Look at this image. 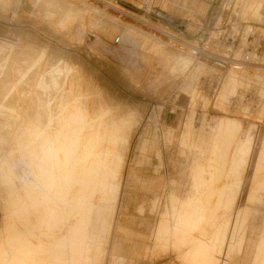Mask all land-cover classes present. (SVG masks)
<instances>
[{
  "label": "rangeland",
  "instance_id": "1",
  "mask_svg": "<svg viewBox=\"0 0 264 264\" xmlns=\"http://www.w3.org/2000/svg\"><path fill=\"white\" fill-rule=\"evenodd\" d=\"M255 1L0 0V254L11 257L5 258L9 264H32L47 256V261L38 264H183L181 259L191 256L214 258L215 264L225 263L226 259L233 260V264H264L263 251L261 254L257 248L258 243L264 245V4ZM183 43L194 49L195 58L181 55ZM246 55L251 56L249 61ZM235 66H243L248 72L235 70ZM102 127L107 130L104 132ZM88 133L92 136L87 137ZM69 135L76 139L70 142L65 138ZM53 138L55 142L57 138L56 144ZM89 139L96 140L94 145H89ZM88 145L94 148L90 150ZM128 146L129 152L124 149ZM84 147L90 151L84 152ZM71 150L78 152L74 156ZM56 155L60 163L55 161ZM62 160L68 162L66 167ZM77 165L80 169L83 166L82 174L76 170ZM134 168L142 182L158 178L157 173L165 186L172 180L187 182V192L196 197L193 204L199 199L196 204L209 206L208 210L199 208L198 216L185 217L178 211L175 196L164 198V206L156 201L154 208L159 213L147 214L146 223L157 228L152 240L158 243V232L167 248L151 241L150 227H141L137 232L143 257L136 263L126 261L118 245L119 221L126 215L136 216L134 209L139 204H128L129 190L139 193L136 198L140 201L152 198L139 184L136 188L129 186V178L135 177ZM172 184L176 187V182ZM174 187L168 193H177ZM25 188L32 193L29 197L34 192L35 197L29 198ZM57 190L63 191L61 195ZM41 191V199L45 193L51 200L44 194L46 200H40ZM68 194L75 204H71L73 198ZM206 197L210 201L204 202ZM30 202L34 206L29 207ZM57 203L60 205L55 209ZM128 207L129 213L123 214ZM48 208L51 216L58 211L61 214L58 218L53 215L54 223ZM67 208H73L70 212L74 214ZM36 216L40 226L42 220L48 218L47 225L51 220L47 230H53L52 239L45 229L46 221L42 225L45 228H40ZM70 220L74 221L72 226ZM80 223L86 224V229ZM29 225L37 228V233ZM69 226L77 228L71 231L76 235L71 234ZM54 227L60 229V236ZM25 230L33 236L28 233L26 238ZM34 239L43 243L39 252ZM50 240L56 246L62 245L57 248ZM16 245H33L26 248L27 253L32 249L31 256H20L25 251L20 246L15 250L20 252L16 257L19 261H15ZM58 249L61 253L65 249V253L57 251L51 256ZM44 254L47 256L42 257ZM4 258L1 260L8 264Z\"/></svg>",
  "mask_w": 264,
  "mask_h": 264
},
{
  "label": "crops",
  "instance_id": "2",
  "mask_svg": "<svg viewBox=\"0 0 264 264\" xmlns=\"http://www.w3.org/2000/svg\"><path fill=\"white\" fill-rule=\"evenodd\" d=\"M262 4H264V0H260ZM225 121V120H224ZM158 169H155V172ZM134 172H135V177L133 178H129L130 179V183L129 186L131 188L133 187H138L140 189H142V191L150 194L152 196L151 199H147V200H143L140 201L139 198H136L138 196V194H135L134 191H131V189L129 190L130 192V199L128 204H130L131 206H134V204L139 203L135 209L134 212L136 214V216H134L133 218H130L129 215L123 216L124 218L121 219V221H119V229H120V236H119V242L118 245L120 247V250L122 251L121 255H123L124 259L126 261L132 259V263H136L138 262L142 257H143V250H142V243H141V237L138 236V229L141 227L146 226L150 227L151 233H150V239L151 241L155 242L153 239V233L155 232V228L152 229L151 226H149V224L146 223V215L147 214H156L159 213L158 209L155 212V208H154V203H156V201H159L161 203L162 206H164V201L166 197H171L173 198V196H175L174 199H176L175 201H177L179 206V212H182V214H184L183 216L185 217H193L194 215H199L197 213L198 209L201 208L203 210L207 209L208 207L207 205H199L196 204V202L200 201L199 199L196 200V202L193 204L195 195L194 193H189L188 191V183H183L181 182H177L176 180H172L170 181V184L166 185L164 184V180L162 179L160 175V173H157L158 178L156 179H152L151 181H147V182H142L141 179L139 178V175L137 174L135 168H134ZM186 177H188V172L186 173ZM173 182H176V187L173 186ZM139 184V185H138ZM138 185V186H137ZM172 187H174L177 191V193L175 194H171L168 193V191H170L172 189ZM164 192V193H163ZM134 196V197H133ZM207 198V199H206ZM205 199H203L204 202L210 201V199H208L209 197H206ZM144 208V209H143ZM182 210V211H180ZM128 211V212H127ZM126 212H122L123 214H128L129 213V207L127 208ZM163 211L161 212L160 210V214H163ZM121 213V214H122ZM263 219H264V215H263ZM156 226H159L158 223L156 224ZM264 228V227H263ZM157 231V228H156ZM157 233V234H156ZM155 233V237L156 240L158 241V243H156V245H160L166 247L164 244V241L161 238V235L158 236V232ZM167 241V239H166ZM253 241V240H251ZM257 240L255 242V246L254 248H256L257 245ZM130 244V245H129ZM260 244V246H258L257 248H259V250H261V254L263 251V255L262 257H264V245H262V243H258V245ZM167 248V247H166ZM193 248V247H192ZM145 258V257H144ZM183 264H215V259H210V258H203V259H199V258H193V256L185 258V259H181ZM230 261V262H229ZM233 264V260H228L226 259L225 263L222 264Z\"/></svg>",
  "mask_w": 264,
  "mask_h": 264
},
{
  "label": "bare ground",
  "instance_id": "3",
  "mask_svg": "<svg viewBox=\"0 0 264 264\" xmlns=\"http://www.w3.org/2000/svg\"><path fill=\"white\" fill-rule=\"evenodd\" d=\"M254 1H255V0H254ZM228 2H229V1H228ZM253 4L256 5V1H255V3L253 2ZM254 7H256V6H254ZM182 46H183V47H180V49H179V50H180V53H181L182 56L187 57V56H190V55H188V54H191V57H192V58H195V54H193V52H195L194 49H189V47H188L189 45H188L187 43H183ZM184 62H185V60H184ZM234 68H235V70H240V71H242V72H248L243 66H235ZM257 72H258V71H257ZM260 73H261V72H260ZM64 116H65V115H64ZM117 117L119 118V116H117ZM117 117H116V119H118ZM121 117H122V115H121ZM72 118H75V117H72ZM95 118H96V116H95ZM122 118H123V117H122ZM66 119H68V117H67ZM100 119H101V118H100ZM63 120L65 121V119H62L61 121H63ZM70 120H72V119H70ZM119 120H120V119H119ZM119 120H118V121H119ZM219 120H220V119H219ZM219 120H218V121H219ZM72 121H73V120H72ZM39 122H40V121H39ZM66 122H68V121H65L64 123L67 124ZM101 122H102V121H101ZM104 122H105V121H104ZM64 123H63V124H64ZM76 123H77V122H76ZM106 123H107V122H106ZM114 123H115V122H114ZM121 123H122V122H121ZM60 124H61V123H60ZM65 124H64V125H65ZM68 124H72V123H69V122H68ZM95 124H96V123H95ZM95 124H94V125H95ZM102 124H103V123H102ZM112 124H113V123H112ZM61 125H62V124H61ZM61 125H60V127H61ZM64 125H62V126H64ZM73 125H74V121H73ZM91 125H92V124H91ZM97 125H98V124H96L95 126H97ZM106 125H107V124H106ZM66 126H67V125H66ZM68 126H69V125H68ZM68 126H67V127H68ZM112 126H113V125H112ZM58 127H59V124H58ZM58 127H57V129H58ZM60 127H59V128H60ZM76 127L79 128V126H76ZM119 127H120V126H119ZM64 128H65V126H64ZM70 128H71V127H70ZM81 128H82V127H81ZM89 128H90V126H89ZM93 128H95V127H93ZM102 128H103V131H104V132L107 130V129L105 130L104 127H102ZM38 129H39V128H38ZM38 129H37V130H38ZM61 129H62V128H61ZM71 129H72V128H71ZM71 129H70V130H71ZM75 129H76V128H75ZM39 130H40V129H39ZM88 130H89V129H88ZM93 130L95 131V129H93ZM58 131H60V130H58ZM58 131H57V133H58ZM79 131H80V130H79ZM83 131H84V130H83ZM55 132H56V131H54V133H55ZM62 132H63V130H62ZM43 133H44V132H43ZM50 133H51V132H50ZM57 133H56V134H57ZM59 133H61V132H59ZM66 133H67V132H66ZM73 133H74V132H72V134H73ZM75 133H78V131L75 130ZM75 133H74V134H75ZM90 133H91V129H90ZM95 133H96V132H95ZM46 134H47V133H46ZM74 134H73V135H74ZM79 134H80V133H78V135H79ZM82 134H84V133H82ZM91 134H92V133H91ZM44 135H45V134H44ZM47 135H48V134H47ZM52 135L54 136V134H52ZM58 135L61 136V134H58ZM58 135H57V136H58ZM64 135H65V133H64ZM64 135H63V136H64ZM76 135H77V134H76ZM76 135H74V136L77 137V138H80V137H78V136H76ZM38 136H39V135H38ZM41 136H43V135H41ZM45 136H46V135H45ZM50 136H51V135H50ZM53 136H52V137H53ZM55 136H56V135H55ZM60 136H58V138H59ZM66 136H67V134H66ZM66 136H65V138H66V139L69 138V139H70V142H71V140H73V139L70 138L71 135H69V137H66ZM80 136H81V134H80ZM88 136H89V133L87 134V137H88ZM90 136H92V135H90ZM90 136H89V137H90ZM112 136H114V135H112ZM72 137H73V136H72ZM81 137H82V136H81ZM87 137H86V139H87ZM41 138H42V137H41ZM41 138H40V139H41ZM44 138H45V137H44ZM46 138H47V137H46ZM48 138H51V137L48 136ZM54 138H55V137H54ZM54 138H53V141H54ZM60 138L62 139V137H60ZM65 138H63V139H65ZM94 138H95V137H94ZM101 138H102V137H101ZM66 139H65V142L67 143L68 140L66 141ZM75 139H76V138H75ZM75 139H74V140H75ZM103 139H104V138H103ZM34 140H35V139H34ZM74 140H73V141H74ZM77 140H80V139H77ZM89 140H90V139H89ZM37 141H38V140H37ZM41 141H42V140H41ZM59 141H61V140H59ZM95 141H96V140H95ZM95 141H92V142H93V145H94ZM39 142H40V141H39ZM51 142H52V138H51ZM54 142H55V141H54ZM56 142H58V141H57V138H56ZM56 142H55L54 144H56ZM84 142H85V141H84ZM89 142H91V140H90ZM92 142H91L90 144H89V143H88V144L91 145ZM98 142H99V141H98ZM102 142H103V141H102ZM66 143H65V144H66ZM77 143H78V142H77ZM80 143H81V142H80ZM99 143H101V141H100ZM39 144H40V143H39ZM43 144H45V143H43ZM43 144H42V146H43ZM48 144H49V143H48ZM59 144H60V143H59ZM74 144H75V143H74ZM36 145L38 146V144H36ZM60 145H61V144H60ZM70 145H72V144H70ZM70 145H69V146H70ZM77 145H78V144H77ZM77 145H76V147L74 146V147L76 148V150H77L78 146H80L81 144L78 145V146H77ZM89 145H88V146H89ZM93 145H92V146H93ZM101 145H102V143H101ZM92 146H89V147H90V150H91V147H92ZM97 146H99V145H97ZM103 146H104V145H103ZM34 147H35V146H34ZM46 147H47V146H46ZM48 147L51 148L50 146H48ZM57 147H59V145H58ZM61 147H63V144H62ZM64 147H65V146H64ZM89 147H88V148H89ZM105 147H108V146H105ZM35 148H36V147H35ZM52 148H54V147H52ZM70 148H72V147H70ZM80 148H81V147H80ZM84 148H85V151H84V152H89V151H90L89 149H88L89 151H88V150L86 151V148H87V147H84ZM93 148H94V146H93ZM37 149H39V148H37ZM60 149H62V148H60ZM73 149H74V148H73ZM97 149H98V148H97ZM102 149L104 150L103 147H102ZM102 149H101V146H100V150H102ZM124 149H126V150L129 152V150H128V149H129V146H128L127 148H124ZM53 150H55V149H53ZM53 150H52V151H53ZM62 150H63V149H62ZM66 150H70V149L68 148V149H66ZM76 150H75V151H76ZM80 150H81V149H80ZM82 150H83V149H82ZM43 151H44V150H43ZM45 151H46V150H45ZM49 151H50V150H49ZM64 151H65V150H64ZM71 151H72V150H71ZM73 151H74V150H73ZM73 151H72V152H73ZM75 151H74V154H73L72 152H70V153L73 154V155L75 156V154H77V152L79 151V148H78V151H77V152H75ZM94 151H97V150H94ZM94 151H93V153H94ZM34 152H35V150H34ZM53 152L55 153V151H53ZM56 152H57V151H56ZM61 152H62V151H61ZM84 152H83V156H84ZM97 152H99V150H98ZM101 152H102V151H101ZM124 152H125V150H123V153H124ZM28 153H29V152H28ZM37 153H38V151H37ZM41 153H42V152H41ZM45 153H48V151L45 152ZM54 153H53V154H54ZM68 153H69V152H68ZM68 153H66V154H64V155H68ZM105 153H106V152H105ZM109 153H112V152L110 151V152H108V154H109ZM123 153H122V154H123ZM81 154H82V153H79V155H81ZM86 154H87V153H85V156H86ZM90 154H91V153H89V155H90ZM48 155H51V153L48 154ZM57 155H58V154H57ZM57 155H56V160H55V158L52 160L53 163H54L55 161H57L58 163H60V162L57 160V157H59V156H57ZM62 155H63V154H62ZM64 155H63V157H66V156H64ZM79 155H77L78 158H79ZM93 155H94V154H93ZM98 155H99V153H98ZM127 155H128V154H127ZM127 155H126V156H127ZM29 156H30V155H29ZM39 156H40V155H39ZM42 156H43V155H42ZM45 156H46V155H45ZM54 156H55V155H54ZM85 156H84V157H85ZM33 157H34V156H33ZM51 157H52V156H51ZM51 157H49V158H51ZM61 157H62V156H61ZM61 157H60L59 159H61ZM72 157H73V156H72ZM84 157L81 156L82 159H83ZM94 157H95V155H94ZM94 157H93V159H94ZM99 157H100V156H99ZM37 158H38V157H37ZM46 158H47V157H46ZM52 158H53V157H52ZM73 158H74V157H73ZM81 158H79V159H81ZM86 158H88V157H85V159H86ZM101 158H102V157H101ZM106 158L108 159V157H105V159H106ZM63 159L66 161V160H67V157H66V159H65V158H63ZM71 159H72V158H71ZM76 159H77V158H76ZM85 159H83V160H85ZM93 159H90V160H93ZM102 159H103V158H102ZM107 159H106V161H107ZM112 159H113V158H112ZM112 159H110V160H112ZM46 160L48 161L49 159H46ZM54 160H55V161H54ZM64 160H62V161L64 162V166H65L68 162L66 163ZM74 160H75V158H74ZM83 160H82L81 162H83ZM94 160H95V159H94ZM94 160H93V162H94ZM96 160H98V159H96ZM96 160H95V162L98 163ZM37 161H38V160H37ZM47 161H46V165H47ZM60 161H61V160H60ZM71 161H73V160H71ZM79 161H80V160H79ZM87 161H88V160H87ZM108 161H109V160H108ZM108 161H107L106 163H108ZM35 162H36V161H35ZM42 162H43V161H42ZM73 162H74V161H73ZM73 162H71V163H73ZM93 162H92V163H93ZM104 162H105V160H104ZM111 162H112V161H111ZM49 163L53 164L52 162H50V160H49ZM55 163H56V162H55ZM55 163H54V164H55ZM61 163H62V162H61ZM89 163H91V162H89ZM92 163H91V164H92ZM96 163H95V164H96ZM35 164H36V163H35ZM37 164H38V163H37ZM51 164H49V165L52 166ZM62 164H63V163H62ZM76 164H77V163H76ZM84 164H87V162L84 163ZM109 164H110V163H109ZM109 164H108V165H109ZM41 165H42V163H41ZM46 165H45V166H46ZM49 165L47 166L48 169L51 168V167H49ZM55 165H56V164H55ZM57 165H58V164H57ZM60 165H61V164H60ZM73 165H75V164H73ZM73 165H72V166H73ZM82 165H83V164H82ZM35 166H36V165H35ZM67 166H68V165H67ZM83 166H84V165H83ZM83 166H81V169H80V167H78V165H77V168H78V169H76V170H79V169H80L81 172H79V173H81V174L83 173L82 171H84V170H82V167H83ZM85 166H87V165H85ZM89 166L92 167L91 165H89ZM96 166H97V165H96ZM55 167H57V166H54V168H55ZM58 167H59V169L62 168V167H60V166H58ZM65 167H66V166H65ZM65 167H64V168H65ZM90 167H89V168H90ZM39 168H40V167H39ZM39 168H38V169H39ZM70 168H71V167H70ZM85 168H86V167H85ZM87 168H88V167H87ZM95 168H96V167H94V170H95ZM41 169H42V168H41ZM45 169H46V168H45ZM45 169H44V170H45ZM83 169H84V168H83ZM35 170H36V169H35ZM44 170H43V172H44ZM51 170H52V169H51ZM51 170H50V172H51ZM61 170H62V169H61ZM61 170H60V171H61ZM66 170H67V168H66ZM66 170H65V171H66ZM69 170H72V169H69ZM74 170H75V169H73L72 171H74ZM85 170H87V169H85ZM60 171H59V172H60ZM65 171H63V172H65ZM43 172H42V175H47L48 173H49V175H53V174H50V172H47V173H45V174H43ZM57 172H58V171H57ZM57 172H56V173H57ZM108 172H109V171H108ZM108 172L106 171V173H108ZM66 173H67V172H66ZM69 173H70V171H69ZM74 173L79 174V173H77L76 171H75ZM74 173L72 172V173H70V174H74ZM54 174H55V173H54ZM58 174H59V173H58ZM64 174H65V173H64ZM64 174H63V175H64ZM76 174H75V176H76ZM86 174H87V173H86ZM40 175H41V174H40ZM79 175H80V174H79ZM83 175H85V174H83ZM59 176H60V174H59ZM65 176H66V174H65ZM65 176H64V177H65ZM71 176H72V175H70V177H71ZM106 176H107V175H106ZM43 177H44V176H43ZM43 177H42V178H43ZM53 177H55V175H54ZM73 177H74V175H73ZM78 177H79V176H78ZM78 177H77L76 179H78ZM84 177L86 178V176H84ZM102 177H103V180H105L104 175H103ZM15 178H16V177H15ZM34 178H35V177H34ZM40 178H41V177H40ZM42 178H41V179H42ZM44 178H45V177H44ZM46 178H47V177H46ZM46 178H45V179H46ZM49 178H52V176H51V177L49 176ZM58 178H60V177H58ZM71 178H72V177H71ZM71 178H70V179H71ZM89 178H90V176H89ZM93 178H94V177H93ZM99 178H100V177H99ZM73 179H74V181H75V177H74ZM10 180H11V179H10ZM34 180H35V179H34ZM54 180H55V178H53V181H54ZM106 180H107V179H106ZM11 181H12V180H11ZM42 181H43V180H42ZM3 182H4V181H3ZM8 182H9V181H8ZM36 182H37V181H36ZM43 182H44V181H43ZM47 182H48V181H47ZM49 182H51V181H49ZM92 182H93V181H92ZM102 182H104V181H102ZM105 182H106V181H105ZM26 183H28V182H26ZM44 183H45V182H44ZM51 183L54 184L55 182H51ZM79 183H80V182H79ZM9 184H10V183H9ZM33 184H35V183H33ZM38 184H39V183H38ZM41 184H42V183H41ZM41 184H40V185H41ZM47 184H48V183H47ZM53 184L50 185V186H52V188H53ZM56 184H57V182H56ZM56 184H55L54 186H56ZM59 184H60V182H59ZM75 184H76V183H75ZM75 184L73 183L72 186L75 185ZM81 184H82V183H81ZM81 184H79V185L81 186V188H83ZM104 184H105V183H104ZM104 184H103V185H104ZM12 185H14V184H12ZM12 185H11V186H12ZM27 185H28V184H27ZM27 185H25L24 187H26ZM31 185H32V183H31ZM42 185H43V184H42ZM42 185H41V186H42ZM79 185H78V186H79ZM103 185H102V186H103ZM35 186H36V185H35ZM35 186H34V187H35ZM37 186H38V185H37ZM37 186H36V188H37ZM46 186H47V185H46ZM59 186H60V185H59ZM65 186H66V185H65ZM80 186H79V188H80ZM83 186H84V189H83V191L81 190L82 193L84 192V190H86L85 187H86V186L88 187V183L86 184V186L83 184ZM89 186H91V185H89ZM8 187H9V186H8ZM32 187H33V186H32ZM100 187H101V184H100ZM12 188H13V187H12ZM42 188H44V187L42 186ZM45 188H47V187H45ZM59 188H60V187H59ZM77 188H78V187H77ZM91 188H92V187H91ZM91 188H90V189H91ZM97 188H99V187H97ZM25 189H26V190H25L26 192L24 191L25 194H26V193L28 194L29 192H27V188H25ZM47 189H48V190L51 189V188H49V185H48V188H47ZM54 189H55V188H54ZM56 189H58V188L56 187ZM71 189H72V187H71ZM71 189H70V191H71ZM75 189H76V185H75ZM75 189H73V190H75ZM11 190H12V189H11ZM11 190L9 189V192H10ZM13 190H15V189H13ZM37 190H38V189H35V188H34L33 192H34V191L38 192ZM40 190H41V189H40ZM52 190H53V189H52ZM59 190H60V189H59ZM79 190H80V189H78V192H79ZM87 190H88V189H87ZM28 191L31 192L32 190H31V189H30V190L28 189ZM57 191H58V190H57ZM70 191H69V194H70ZM75 191H76V190H75ZM97 191H98V190L96 189V192H97ZM99 191H100V189H99ZM7 192H8V191H7ZM9 192H8V193H9ZM52 192H53V191H52ZM52 192H50V193H52ZM58 192H59V191H58ZM62 192H63V191H62ZM62 192H59L60 195H61ZM73 192H74V191H73ZM73 192H72V193H73ZM94 192H95V191H94ZM96 192H95V193H96ZM10 193H13V192H10ZM14 193H15V192H14ZM34 193H35V192H34ZM34 193H33V196H30L31 198H32V197H35L36 193H35V195H34ZM41 193H42V191L40 192V200H46V199H43V194H44V195L47 197V199H48V195H46L45 193L42 194V199H41ZM54 193H55V191H54L52 194H54ZM56 193H57V192H56ZM59 193H57V194H59ZM72 193H71V195H72ZM74 193L77 194V192H74ZM82 193H81V194H82ZM92 193H93V191H92ZM95 193H93V194H95ZM23 194H24V193H23ZM27 194H26V195H27ZM29 194H30V193H29ZM29 194H28V197H29ZM31 194H32V193H31ZM31 194H30V195H31ZM69 194H68V195H69ZM81 194H79V196H81ZM83 194H84V193H83ZM85 194H87V193L85 192ZM10 195H11V196H9V197H12V194H10ZM13 195H14V194H13ZM38 195H39V192H38ZM38 195H37V196H38ZM54 195H56V194H54ZM54 195H52V196H54ZM71 195H69V196H71ZM87 195H88V194H87ZM87 195H86V196H87ZM23 196H24V195H23ZM45 196H44V197H45ZM50 196H51V194H50ZM50 196H49V197H50ZM62 196H63V194H62ZM75 196H77V198H78V195H75ZM9 197H8V198H9ZM20 197H21V196H20ZM26 197H27V196H26ZM28 197H27V201H28ZM30 197H29V198H30ZM38 197H39V196H38ZM38 197H37V198H38ZM57 197H59V195H58ZM60 197H61V196H60ZM60 197H59V198H60ZM71 197H72V196H71ZM81 197H82V196H81ZM83 197H84V195H83ZM94 197H95V196H94ZM112 197H113V196H112ZM12 198H13V197H12ZM14 198H15V196H14ZM59 198H57V200H58ZM62 198H63V197H61V199H62ZM67 198L69 199V197H67ZM72 198H73V197H72ZM99 198H100V197H99ZM33 199H34V198H33ZM38 199H39V198H38ZM38 199H37V200H38ZM49 199H50V198H49ZM49 199H48V200H49ZM52 199H53V197H52ZM75 199H76V198H75ZM78 199H79V198H78ZM9 200H10V199H9ZM37 200L35 199V202H36ZM50 200H51V199H50ZM55 200H56V198H55ZM59 200H60V199H59ZM62 200H63V199H62ZM13 201H15V199H14ZM29 201H30V200H29ZM29 201H28V202H29ZM38 201H39V200H38ZM73 201H74V198H73V200H71V204H72V203L75 204V202H73ZM35 202H34V203H35ZM43 202H44V201H43ZM45 202H46V201H45ZM45 202H44V203H45ZM54 202H56V201H54ZM60 202H61V204H62V201H60ZM14 203H15V202H14ZM14 203H13V204H14ZM21 203H22V202H21ZM51 203H52V201H51ZM15 204H16V203H15ZM38 204H39V203H38ZM53 204H55V203H53ZM57 204H58V203H57ZM29 205H33V206H34V204H31V202H30V204L28 203V206H29ZM40 205H41V204H40ZM51 205H52V204H51ZM51 205H50V207H51ZM55 205H56V204H55ZM59 205H60V204H58L57 207H55V209H56V208H59V207H58ZM52 206H53V205H52ZM71 206H72V205H71ZM73 206L76 207L75 205H73ZM77 206H78V205H77ZM14 207H15V206H11V208L15 209ZM20 207H21V206H20ZM29 207H30V206H29ZM42 207H43V206H42ZM53 207H54V206H53ZM60 207L62 208V206H60ZM16 208H19V207H16ZM35 208L38 209V208H40V207H36V206H35ZM35 208H34V210H33L32 207H31V209H32L33 211H35ZM46 208H47V206H46ZM64 208H65V207H64ZM174 208H175V207H174ZM13 209H12V210H13ZM24 209H25V208H24ZM27 209H28V212H29V213H28V212H27V213H28V215H29L31 211H29V208H28V207H27ZM37 209H36V210H37ZM42 209H43V208H42ZM42 209H40V210H42ZM70 209H71V208H70ZM70 209L68 210V208H67L68 212H70ZM72 209H73V208H72ZM72 209H71V210H72ZM74 209H79V208L77 207V208H74ZM80 209H82V208H80ZM143 209H144V208H143ZM16 210H17V209H16ZM44 210H47V209H44ZM51 210H52V207H51ZM58 210H59V209H58ZM58 210H57V211H58ZM64 210H65V209H64ZM64 210H62V211H64ZM9 211H10V210H9ZM13 211H14V210H13ZM38 211H39V209H38ZM52 211H53V210H52ZM54 211H56V210H54ZM62 211H61V212H62ZM76 211H77V210H76ZM80 211H81V210H80ZM80 211H79V214L82 212V211H81V212H80ZM39 212H44V211L42 210V211H39ZM49 212L51 213L50 209L48 208L47 213L49 214ZM58 212H59V211H58ZM58 212H57V214H58ZM61 212H60V213H61ZM77 212H78V211H77ZM88 212H89V211H88ZM33 213H34V212H33ZM35 213H37V211H36ZM62 213H63V212H62ZM70 213H73V212H70ZM82 213H84V212H82ZM82 213H81V215H82ZM40 214H41V213H40ZM54 214L57 215L55 212H54ZM54 214L52 213V216H51V214H49L50 217H51V220L54 219V218H52V217H54V216H53ZM68 214H69V213H68ZM73 214H74V213H73ZM73 214H71V215H73ZM77 214H78V213H77ZM86 214H87V212H86ZM26 215H27V214H26ZM35 215H36V214H35ZM35 215H34V216H35ZM37 215H38V214H37ZM58 215H61V214H58ZM58 215H57V218H58ZM62 215H63V214H62ZM71 215H70L69 218H71ZM90 215H91V214H90ZM174 215H175V214H174ZM39 216H40V215H39ZM39 216H36L37 218H36V217L34 218L35 221H36V222H35V221H34V222H35L36 224H39L38 226H40V222L37 223V220H39V219H38ZM44 216H45V215H44ZM83 216H84V215H83ZM83 216H82L81 218H85V217H86V215H85V217H83ZM87 216H89V215L87 214ZM16 217H17V216H16ZM19 217H20V216H19ZM23 217H24V216H23ZM29 217H31V215H30ZM29 217H24V218H29ZM60 217H63V216H60ZM75 217H77V216L75 215ZM89 217H90V216H89ZM20 218H21V217H20ZM20 218H19V219H20ZM31 218H32V217H31ZM40 218H41V217H40ZM43 218H44V217H43ZM90 218H91V217H90ZM14 219H17V218H14ZM36 219H37V220H36ZM47 219H48V218H47ZM47 219H46V220H47ZM60 219H61V218H60ZM60 219L58 220V222L60 221ZM62 219H63V218H62ZM71 219H72V218H71ZM74 219H75V218H74ZM74 219H72V220H74ZM17 220H18V219H17ZM28 220H29V219H28ZM28 220H27V221H28ZM46 220H42V223H41V224L43 225L44 221H46ZM49 220H50V219H49ZM51 220L49 221V223L51 222ZM55 220H56V219H55ZM78 220H79V222H80V219H79V218H78ZM78 220H77V221H78ZM81 220H82V219H81ZM85 220H87V217H86ZM89 220H90V219H89ZM15 221H16V220H15ZM21 221H22V220H20V222H21ZM24 221H25V220H24ZM24 221H23V222H24ZM29 221H31V219H30ZM32 221H33V219H32ZM39 221H40V220H39ZM68 221H69V219H68ZM82 221H83V220H82ZM82 221H81V223H82ZM178 221H179V220H178ZM238 221H239V220H238ZM240 221H241V220H240ZM10 222H11V221H10ZM16 222H17V221H16ZM20 222H19L18 224H20ZM23 222H22V223H23ZM34 222H33V225H35ZM47 222H48V221H46V224H45V223H44V224H45L48 228H45L44 226L41 225V226L44 227L46 230H47V229H50V228H49V223H48V225H47ZM52 222L54 223V220H52ZM52 222H51V223H52ZM70 222L72 223L70 226H72L74 221H71V220H70ZM87 222H88V220H87ZM89 222H90V221H89ZM241 222H242V221H241ZM27 223H29V222H27ZM30 223H31V222H30ZM30 223H29V224H30ZM59 223L61 224L62 221L59 222ZM68 223H69V222H68ZM81 223H80V224H81ZM13 224H14V223H13ZM23 224H24V223H23ZM23 224H21V225H23ZM69 224H70V223H69ZM75 224L77 225L76 227L78 228L79 223L77 224V222H75ZM87 224H88V223H87ZM21 225H20V226H21ZM25 225H26V223H25ZM25 225H23V227H25ZM27 225H28V224H27ZM27 225H26V227H27ZM30 225H31V224H30ZM30 225H29V227H32V226H33V225L30 226ZM52 225H53V224H52ZM55 225H56V224H55ZM81 225H83V224H81ZM85 225H86V224H85ZM85 225H83V227H84ZM35 226H36V225H35ZM41 226H40V228H41ZM62 226H63V225H62ZM67 226H68V225H67ZM70 226L67 227V228H69V229H70V228L73 229V227H70ZM74 226H75V225H74ZM79 226H80V225H79ZM13 227H14V226H13ZM29 227H28V228H29ZM50 227H51V226H50ZM58 227H59V226H58ZM60 227H61V226H60ZM76 227H75V229L70 230V232L76 230V229H77ZM86 227H87V226H86ZM7 228H9V227H7ZM17 228H19L18 225H17ZM38 228H39V227H38ZM52 228H53V227H51V229H52ZM81 228H82V226H81ZM81 228H80V229H81ZM84 228H85V227H84ZM158 228H159V227H158ZM10 229H11V228H10ZM33 229H37V228H34V226H33ZM45 229L42 228L43 233H44ZM57 229H58L57 227H54V232H55V231L57 232ZM78 229H79V228H78ZM85 229H86V228H85ZM155 229H156V228H155ZM237 229H239V228H237ZM237 229H236V232H237ZM15 230H16V229H15ZM17 230H18V229H17ZM19 230H20V229H19ZM22 230H23V229H22ZM26 230H27V229H26ZM26 230H25V231H26ZM29 230H30V229H29ZM31 230H32V229H31ZM42 230H41V231H42ZM58 230H60V229H58ZM61 230H62V229H61ZM3 231H4V230H3ZM11 231H12V229H11ZM37 231H38V229L36 230V233H37ZM47 231H48L49 233H50V231H52L51 233H53V230H50V231L47 230ZM63 231H64V229L62 230V232H63ZM68 231H69V230H68ZM76 231H77V230H76ZM14 232L17 233L18 231H14ZM30 232H31V231H30ZM30 232H28L29 234L27 233V231H26L25 233L23 232V233H24V236H25L26 234H28L27 236H30V237L33 236V235H32L33 233H30ZM33 232H35V231L33 230ZM39 232H40V230H39ZM39 232H38V233H39ZM45 232H46V231H45ZM58 232H59V231H58ZM58 232H57V233H58ZM60 232H61V231H60ZM64 232H65V231H64ZM78 232H79V231H78ZM2 233H3V232H2ZM16 233H15V234H16ZM40 233H41V232H40ZM49 233H48V234H49ZM51 233H50V234H51ZM65 233H67V232H65ZM72 233H74V232H71V234H72ZM237 233H238V232H237ZM3 234H4V233H3ZM9 234H10V233H9ZM19 234H22V231H20ZM19 234H18L17 236H19ZM41 234H42V233H41ZM45 234H46V233H45ZM48 234H47V235H48ZM50 234H49V235H50ZM54 234H56V233H54ZM61 234H62V233H61ZM61 234H60V235H61ZM63 234H64V233H63ZM74 234H75V233H74ZM77 234H78V233H77ZM4 235H5V234H4ZM4 235H3V236H4ZM34 235H35V233H34ZM58 235H59V233H58ZM58 235H56L55 237H57ZM60 235H59V236H60ZM64 235H65V234H64ZM67 235H68V234H66L65 236L67 237ZM75 235H76V234H75ZM14 236L16 237V235H14ZM14 236H10V237H14ZM20 236H21V235H20ZM20 236H19V237H20ZM24 236H22V237H24ZM27 236H25V237L27 238ZM37 236H38V235H37ZM37 236H36V238H37ZM65 236H64V237H65ZM79 236H80V235H79ZM8 237H9V236H8ZM8 237H7V238H8ZM15 237H14V238H15ZM22 237H20V239H21ZM25 237H24V238H25ZM42 237H44V235H43ZM50 237H51L50 239H52V234H51ZM62 237H63V236H62ZM68 237H69V236H68ZM68 237H67V238H68ZM14 238H13V239L11 238V240H14ZM24 238H23V239H24ZM26 238H25V241H26ZM28 238H29V237H28ZM34 238H35V237H34ZM36 238H35V239H36ZM38 238L40 239V237H38ZM38 238H37V240H38ZM57 238H58V237H57ZM57 238H55V239H57ZM70 238H72V237H70ZM73 238H75V236H74ZM3 239H4V238H3ZM8 239H9V238H8ZM15 239H16V238H15ZM35 239H34V241H36ZM41 239H42V238H41ZM45 239H48V238H45ZM55 239H53V240H55ZM62 239H63V238H62ZM62 239H61V240H62ZM1 240H2V239H1ZM18 240H19V239H18ZM18 240L16 239V241H18ZM29 240H30V239H29ZM43 240H44V238L42 239V241H43ZM53 240H50V242L53 241ZM57 240H60V239H57ZM61 240H60V241H61ZM64 240H65V238H64ZM68 240L70 241L69 238H68ZM68 240H67V241H68ZM73 240H76V239H73ZM233 240H234V239H233ZM27 241H28V240H27ZM30 241L33 242V239H31ZM40 241H41V240H39V243L42 245L43 243H41ZM46 241H48V240H46ZM46 241H44V243H46ZM60 241H58V242H60ZM62 241H63V240H62ZM76 241H77V240H76ZM9 242H11V241H9ZM22 242H23V241H22ZM32 242H31V243H32ZM37 242H38V241H36V243H37ZM48 242H49V241H48ZM53 242H54V241H53ZM53 242H52V243H53ZM70 242H73V241H70ZM70 242H68V243H70ZM74 242H75V241H74ZM7 243H8V242H7ZM23 243H24V242H23ZM29 243H30V242H29ZM31 243H30V244H31ZM34 243H35V242H34ZM15 244H19V243H15ZM21 244H22V243H21ZM24 244H25V243H24ZM32 244H33V243H32ZM37 244H38V243H37ZM40 244L37 245V247H39V249L36 248V249L38 250L37 252H39V250L42 249V248H40V246H39ZM46 244H47V243H46ZM50 244H51V243H49V245H50ZM54 244H55V246H56V243H55V242H54ZM54 244H53V245H54ZM59 244L62 245L61 243H59ZM5 245H6V244H5ZM34 245H35V244H34ZM44 245H45V244H44ZM44 245H43V246H44ZM53 245H52V246L50 245V246H51V247H54ZM60 245H57L56 247L58 248V247H60ZM66 245H67V244H66ZM16 246H17V247H16ZM16 246H15V249H14V252H15L14 255H15V256L9 251V252L13 255L14 260H15V259L17 260L16 257H19L18 255H20V254H19L20 252H16L15 250L18 249V247H20L21 245H20V246H19V245H16ZM23 246L25 247V245H23ZM23 246H21V247L23 248ZM29 246H31V245H28L27 247H28V248H32L33 245H32L31 247H29ZM35 246H36V245H35ZM35 246H34V247H35ZM258 246H260V245H258ZM12 247H14V245H13V246L11 245V248H12ZM27 247L23 248L25 251H22L20 256H24L23 254H24V253H27V250H26ZM44 247H45V246H44ZM44 247H43V249H44ZM46 247H47V246H46ZM56 247H55V248H56ZM68 247H69V246H68ZM9 248H10V247H8V249H9ZM11 248H10V249H11ZM22 248H21V250H22ZM47 248H49V246H48ZM47 248H46V249H47ZM72 248H73V246H72ZM232 248H233V247H232ZM33 249H35V248H33ZM36 249H35V250H36ZM49 249H50V248H49ZM51 249H52V248H51ZM51 249H50V251H52ZM53 249H54V248H53ZM65 249H66V248H65ZM65 249H64L63 253H65ZM223 249H224V248H223ZM226 249H227V248H226ZM5 250H6V249H5ZM5 250H3V251H5ZM18 250H19V249H18ZM31 250H32V249H31ZM31 250H29V251H31ZM70 250H72V249H70ZM11 251L13 252L12 249H11ZM29 251H28L27 254L30 253ZM33 251H34V250H33ZM33 251H32V252H33ZM40 251H41V250H40ZM43 251H44V250H43ZM43 251H42V253H43ZM45 251H46V250H45ZM47 251H48V250H47ZM47 251H46V252H47ZM57 251L59 252V249L56 250V251H54V252H52V254H51V252H49V253L51 254V256H55V253H56V255H57V253H58ZM74 251H75V250H74ZM232 251H233V250H232ZM34 252H36V251H34ZM69 252H70V251H69ZM1 253H2V252H1ZM7 253H8V252H7ZM49 253H48V255H49ZM59 253H60V254H63V253H61V251H60ZM73 253H74V252H73ZM4 254H5V253H3V255H4ZM32 254H33V253H32ZM34 254H35V253H34ZM71 254H72V253H71ZM76 254H77V253H76ZM0 255H1V254H0ZM5 255L7 256V254H5ZM29 255H30V254H29ZM67 255H68V254H67ZM73 255H74V254H73ZM73 255H72V256H73ZM1 256H2V255H1ZM1 256H0V257H1ZM30 256H31V255H30ZM30 256H28V257H30ZM39 256H40V255H38V257H39ZM41 256H42V257H46L47 254H46V256H45V254H44V256H43V255H41ZM41 256H40V258L42 259ZM58 256H59V255H58ZM72 256H71V257H72ZM32 257L35 258V256H33V255H32ZM32 257H30V258H32ZM38 257L36 256V258H38ZM48 257H49V256H47L46 258H48ZM61 257H62V256H61ZM63 257H64V256H63ZM3 258H4V257L2 256L1 259H3ZM5 258H8V260H9L11 257L9 258V257L7 256V257H5ZM5 258H4V260H5ZM13 258H12V259H13ZM22 258H23V257H22ZM26 258H27V257H26ZM26 258H24V259H26ZM46 258H44L43 260H46ZM53 258H54V257H53ZM53 258H49V259L52 260ZM78 258H79V256H78ZM1 259H0V260H1ZM24 259H20V260H21L20 262H22V260H24ZM38 259H39V258H38ZM57 259H58V258H57ZM60 259H61V258H60ZM6 260H7V259H6ZM6 260H5V261H6ZM8 260H7V263L9 264L10 261H8ZM14 260H13V261H14ZM16 260H15V261H16ZM27 260H29V259H27ZM31 260H32V259H31ZM34 260H35V259H34ZM43 260H42V261H43ZM47 260H48V259H47ZM47 260H46V261H47ZM53 260H54V259H53ZM61 260H62V259H61ZM222 260H223V259H222ZM1 261L3 262V264H6V262H4L3 260H1ZM17 261H19V260H17ZM42 261H40V262H42ZM54 261H55V260H54ZM67 261H68V260H67ZM2 262H1V263H2ZM11 262H12V261H11ZM36 262H37V261H36ZM36 262H35V263L32 262V264H36ZM40 262H37V264L40 263ZM48 262H49V261H48ZM1 263H0V264H1ZM28 263H29V262H28ZM30 263H31V261H30ZM30 263H29V264H30ZM53 263H54V262H53ZM14 264H15V262H14ZM18 264H20V263L18 262ZM21 264H24V262L21 263ZM25 264H27V262H26Z\"/></svg>",
  "mask_w": 264,
  "mask_h": 264
},
{
  "label": "built area",
  "instance_id": "4",
  "mask_svg": "<svg viewBox=\"0 0 264 264\" xmlns=\"http://www.w3.org/2000/svg\"><path fill=\"white\" fill-rule=\"evenodd\" d=\"M250 58H251V56H250V55H246V56H245V60H246V61H249V60H250Z\"/></svg>",
  "mask_w": 264,
  "mask_h": 264
}]
</instances>
